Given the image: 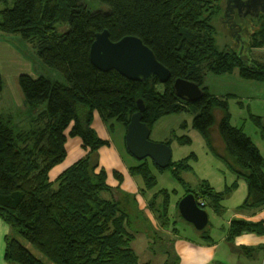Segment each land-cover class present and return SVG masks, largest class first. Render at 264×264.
I'll use <instances>...</instances> for the list:
<instances>
[{
    "label": "trees",
    "instance_id": "16d2710c",
    "mask_svg": "<svg viewBox=\"0 0 264 264\" xmlns=\"http://www.w3.org/2000/svg\"><path fill=\"white\" fill-rule=\"evenodd\" d=\"M97 1L107 9H92L84 0H0V31L21 35L46 66L64 77V81L28 74L19 77L28 115L33 123L37 116L36 120H44L46 126L23 134L10 120L0 118V217L14 230L7 236L4 259L8 264H140L131 247L134 234L129 229L128 213L117 194L103 196L112 189L98 151L109 141L100 138L93 127L96 112L106 121L116 119L127 127L139 99L145 102L143 121L151 129L166 115L193 114V127L211 151L238 178L246 179L248 195L243 207L264 205V157L251 137L232 125L228 100L213 96L206 85L209 74L236 69L245 79L264 82V64L247 60L240 46L248 50L264 46V14L250 20L247 46L232 31L228 42L218 37L222 28L229 27L225 21L228 0L225 6L224 0H216L215 5L213 0ZM106 29L113 41L130 35L140 37L171 70L170 80L165 84L158 77L132 81L116 70L98 69L90 49L96 34ZM243 33L249 34L248 30ZM177 78L198 83L203 96L196 101L178 97L174 89ZM216 110L223 112L219 135L225 151L215 145ZM252 118L261 126L260 117ZM261 131L264 135V126ZM69 136L82 139L87 156L53 182L50 173L66 159ZM181 139L182 143L189 141ZM190 158L195 155L171 161L166 169L145 159L131 168V174L143 179L147 192L158 183L152 166L161 172L170 170L185 185L181 175L192 169ZM115 176L122 179L118 172ZM236 187L234 184L222 193L211 186L186 192L194 193L197 199L210 197L218 209L223 197ZM157 195L152 204L162 198L157 212L168 222L172 194L165 189ZM198 232L210 239L209 226ZM229 232L233 244L244 232L263 234L264 222L235 219ZM255 251L251 249L249 255L254 256ZM173 256L166 264H176Z\"/></svg>",
    "mask_w": 264,
    "mask_h": 264
},
{
    "label": "crops",
    "instance_id": "0c3cea01",
    "mask_svg": "<svg viewBox=\"0 0 264 264\" xmlns=\"http://www.w3.org/2000/svg\"><path fill=\"white\" fill-rule=\"evenodd\" d=\"M1 8L2 5H0V9ZM14 38L19 39L21 43L23 42V40L17 35H15ZM24 43L27 42L24 41ZM249 51L252 58L248 57V59L257 63L264 64V46L254 47ZM252 55H254V57ZM3 60L6 64V74L11 77L10 80L13 82L15 81V79H18L19 81V77L22 74H28L33 78L45 76L43 75L44 71L42 69L41 71H35L34 66L31 65L30 60L23 53V51L0 33V67L2 76L4 77V69L2 67ZM238 71L236 69L232 73H225L221 75L209 74L206 85L209 89V92L213 96L228 100L232 125L238 128H242L243 131L249 137H251L254 142L251 131L250 133H247L246 131V120L247 116L251 119H253V116L260 117L261 126H264V82L245 79L241 77L240 72ZM4 85L5 84L3 78V89ZM231 100H235L237 102L233 104L231 103ZM233 106L240 107L241 110L239 113L241 115V119L244 122L246 121L245 123H240L239 125L234 121ZM19 107H23L25 109H28L29 107L23 93L21 96ZM215 117V125L218 127L216 133L215 130H213L215 145H218L221 151H225V145L219 135V123L223 117V112L221 110H216ZM33 124L35 123H30V126ZM98 125L104 128L103 130H106V135L103 137V139L109 141V144L104 145L100 148V165L101 167H104L105 159L102 155L103 151L105 153L104 155L107 156L106 154H108L114 162V165L112 166V173H114L113 176L115 181L110 182V180L108 179V184L111 189L116 192L118 201L123 210L128 213V221L130 223L129 229L134 234V239L131 243V247L138 255L140 264H166L171 260L173 255V257L176 258V264H224L225 259H229L230 255H236L237 252L246 251L249 253L251 249H256L255 255L252 257L250 256L252 259L257 258L259 256V253L264 252V233L261 234L257 232H244L233 239V244H231L229 241L230 224L233 220L243 219L253 223L264 222V205L255 208H247L243 207V203H241L240 205L235 207L233 215L230 218L228 217L226 219L228 232H209L210 239L205 240L201 233L198 232L192 224L188 223L182 218L179 212V202L181 198L187 194V192L185 191V195H183L182 197H174V199L172 200L171 196L169 221L166 222L160 217L157 212V208L163 201L162 198L160 197V199H156L159 204L157 203L155 205L152 204V200L155 196H158L157 194L160 193L161 190H165L168 188L161 187L159 189L153 188L148 192L144 191L145 185L143 179L140 176H133L131 174V168L138 166L140 163L138 162L139 160L135 159L127 150V128L125 127V125L116 119L106 121L99 112H96L93 120V127L96 129V131ZM115 125H117L116 128ZM255 125L256 128L261 129V126L259 124L255 123ZM109 127H111L110 129H113V131L110 132ZM116 130L119 136V145H116L114 143L112 137V133L116 132ZM156 136V138L159 137L158 134ZM167 140L169 139L165 137V139L161 138V140L159 141L166 142ZM258 141H260L261 143H254L258 146L264 157V142H262L260 139ZM70 144L73 150L79 156V159L87 156V150H85L83 147L82 139L80 137L69 136L66 142L67 157L69 156L70 152ZM211 153L213 157H215L216 159L218 158L217 161L215 160L214 162H216L217 164L220 163L219 168H221V170H219V182L221 180L223 181V172L229 171V177L230 173H233V177H237V175L229 169L227 164L220 157L215 155V153H213L212 151ZM79 159H77V161ZM210 161H212V159ZM63 163H61L60 165H62ZM60 165L56 166L55 168L60 167ZM69 167L70 166H68L67 168ZM227 168L229 170H227ZM154 169L157 168L152 166V171ZM65 170H63L61 173H63ZM191 171H193V169L187 170V172ZM115 172L121 174V180H119V178L115 176ZM61 173H59V175ZM59 175L55 178V180H53L50 173L51 181L55 182ZM225 182V187H222V185H215V183H213L211 187L216 192H225L230 187V185L227 184L228 180ZM234 184L235 180L234 183L232 182L231 186H233ZM246 185V181L243 180V184L241 185V187L239 186L238 188L233 189V193L230 192L226 195V197L233 195L241 188L246 189ZM247 195L245 199L247 198ZM204 199L207 203L205 209L208 210L210 215V202H208L206 198ZM214 210L215 213L219 214L218 212L220 211H217L216 209ZM10 229L11 226L3 221L0 217V264H8L4 259V255L7 236H9ZM152 246H158L159 249H153Z\"/></svg>",
    "mask_w": 264,
    "mask_h": 264
},
{
    "label": "rangeland",
    "instance_id": "374dc122",
    "mask_svg": "<svg viewBox=\"0 0 264 264\" xmlns=\"http://www.w3.org/2000/svg\"><path fill=\"white\" fill-rule=\"evenodd\" d=\"M86 4L91 7L92 9L96 10H106L107 7L101 3H99L97 0H84ZM214 5L216 3V0H213L211 4ZM223 6H225V0L223 3ZM237 22L239 23H245V24H250L251 22L249 20L247 21H241L240 19H237ZM61 30L64 29L63 26L59 27ZM228 28V29H227ZM227 28H222L219 33V38L221 42H228V39H230V34L232 31V34L234 30H230L229 27ZM238 30V28H236ZM1 34H3L6 38H8L11 42H13L19 49L23 51V53L28 57V59L31 62V65L34 66L35 71H41V69L44 71L43 75H45L48 78L52 79H58L61 81H64V77L62 74L57 72L56 70L49 68L46 66L41 59L37 56L36 50L34 46L27 42L25 39L22 38L21 35L18 34H7L3 33L0 31ZM240 37L237 39H241V43H244V40H247V36L243 33L240 32ZM15 35H17L19 38L23 40L21 41L19 39L14 38ZM243 39V41H242ZM26 41L27 43H24ZM29 43V44H28ZM233 43V41H232ZM241 48L244 50L245 58L247 60L248 57L250 58V51L242 47V44H240ZM238 48V47H237ZM254 57V55H252ZM252 58V57H251ZM2 67L4 69V89L3 91L0 92V118L4 120H10L12 125H14L17 129L21 130L23 134H28L31 132H34L38 127L42 128L46 126L45 121L42 119H37V116L33 117L35 118L33 125L30 126V123H32L33 120H31V116L28 115L27 109L20 106L21 102V96H22V91L20 87V83L18 79H15V81H11V77L6 74V64L4 63V60L2 61ZM238 71V69H237ZM239 72V71H238ZM214 75V74H213ZM221 75V74H220ZM208 76V75H207ZM10 80V81H9ZM162 89V87H160ZM237 101L231 100V103H235ZM234 107V121L240 125L246 123V131L247 133H250L253 136L254 142L256 144H260L261 142L258 141L259 139L263 141L264 135L261 131V129L256 128L255 122L253 119L247 116V120L244 122L241 119L240 115V107ZM38 112V111H37ZM220 112V111H217ZM193 120H194V115L191 113L183 112V113H175V114H169L164 116L162 119H160L152 129V134H151V139L153 141L157 142H162L159 141L161 138L169 139L168 141L170 142V146L173 151V156H172V161H180L184 158L191 157L193 154L195 155V158H190V165L192 166L193 171L187 172L184 171L182 172L183 178L185 185L181 184L179 181L175 179L173 176L172 172L170 170H166L164 172H160L157 169L153 170V173L158 179V183L156 185V189H159L161 187L168 188V190L172 194V200L174 197H182L185 195V191L191 189L193 191H198L200 189H206L207 186L213 185H222V187L226 186V182L228 180V183L230 187H232V182L234 183L235 180V185H237L236 188L243 184V180L246 181L245 178L240 177H233L232 174L230 173L229 177V171L223 172L222 174V179L219 182L218 176H219V170H221L220 163L214 162L217 159L212 156L211 149L208 146L206 140L202 136V134L194 129L193 127ZM31 121V122H30ZM122 123V122H121ZM123 124V123H122ZM185 124V125H183ZM117 125H115V128ZM126 127V126H125ZM35 128V129H33ZM110 132L113 131V129H110ZM127 128V127H126ZM217 126L215 125L213 127V130H215V133L217 131ZM101 126H97V131H98V136L100 138H103L106 135V130H103ZM105 131V132H104ZM158 134V138H156ZM113 141L116 145H119V136L118 132L112 133ZM181 138H189V141L182 143ZM31 143L34 142V138L31 139ZM218 146V145H216ZM223 148V147H222ZM105 150V149H104ZM69 156L65 159L64 163L60 165V167L55 168L51 172L52 179L55 180V178L61 173L63 170H65L68 166L73 165L77 159H79V156L77 153L73 150L71 147V144L69 145ZM99 155L101 154V151L99 149L98 151ZM105 153L102 151V155L105 159L104 162V167L103 169L106 171L107 174V179L110 180V182H114V173L113 171V160L111 157H109L108 154L107 156L104 155ZM212 159V161H210ZM149 162L152 164L153 162L149 160ZM191 169V170H192ZM227 170H229L227 168ZM230 179V180H229ZM247 183V181H246ZM187 189V190H185ZM225 189V188H224ZM231 193H233L231 191ZM248 193V183L246 185V189L241 188L239 191L234 193L233 195L226 197L224 196L223 199L220 202L219 208L217 209L214 202H212V199L210 197H206L209 204L211 205L209 207L210 211V225H209V232H228L227 228V218L231 217L235 211V207L240 205L241 203H244L243 201L245 200V197ZM116 195V192L112 189L110 193H105L103 195L104 197L108 198V196L113 197ZM202 200L205 201L204 198ZM224 201V202H223ZM205 204L207 205L206 201ZM205 205V208H206ZM226 206V207H224ZM224 207V208H223ZM228 207V208H227ZM220 211L218 212L219 214L215 213V210ZM14 230L11 228L9 235H13ZM153 249H159L158 246H152ZM229 259H225L224 264H264V252L259 253V256L255 259H252L249 255L248 252L243 251V252H237L236 255H230ZM232 258V259H231ZM0 262H1V256H0ZM220 264V263H219ZM223 264V263H221Z\"/></svg>",
    "mask_w": 264,
    "mask_h": 264
},
{
    "label": "water",
    "instance_id": "95a60500",
    "mask_svg": "<svg viewBox=\"0 0 264 264\" xmlns=\"http://www.w3.org/2000/svg\"><path fill=\"white\" fill-rule=\"evenodd\" d=\"M236 8L239 10L238 13ZM263 14L264 0H228L225 16L232 17L233 28L248 30L247 40L244 42L242 39L248 46V39L251 36L250 25L239 23L237 19L242 22L250 21L258 19ZM233 28L229 26V29ZM244 49L247 51L248 48ZM242 52L244 54V50ZM90 58L98 69L104 72L116 70L132 81H150L158 77L161 83L165 84L172 76L171 70L158 60L155 52L140 37L130 35L113 41L107 29L96 34L90 49ZM174 89L178 97L191 101L200 99L204 93L198 83L184 78H177L174 81ZM137 104L138 110L132 114L127 126V150L139 161L149 159L159 168L166 169L172 161V148L165 142L151 139L152 129L143 121L145 102L139 99ZM179 212L182 218L198 231L206 229L210 224L208 210L200 206L197 196L192 192L181 198Z\"/></svg>",
    "mask_w": 264,
    "mask_h": 264
},
{
    "label": "flooded vegetation",
    "instance_id": "af4514ba",
    "mask_svg": "<svg viewBox=\"0 0 264 264\" xmlns=\"http://www.w3.org/2000/svg\"><path fill=\"white\" fill-rule=\"evenodd\" d=\"M236 12L238 13L239 12V10H238V8H236ZM225 21H226V23H227V25H229V26H231V28H233V21H232V17H228L227 19H225ZM251 22V21H250ZM258 23V22H257ZM250 25H251V27H252V23H250ZM236 28L237 27H234L233 28V30H234V32H238L239 30H241V29H238V30H236ZM243 31H245V30H241V31H239V33H235L234 34V36H238V37H240V32H243ZM238 41H241V39H239ZM241 43V42H240ZM242 49V48H241ZM242 51H243V49H242Z\"/></svg>",
    "mask_w": 264,
    "mask_h": 264
},
{
    "label": "built area",
    "instance_id": "2783aa9c",
    "mask_svg": "<svg viewBox=\"0 0 264 264\" xmlns=\"http://www.w3.org/2000/svg\"><path fill=\"white\" fill-rule=\"evenodd\" d=\"M198 202H199V204H200L201 207L205 208V205H206V204H205V201L202 200V198H199V199H198Z\"/></svg>",
    "mask_w": 264,
    "mask_h": 264
}]
</instances>
